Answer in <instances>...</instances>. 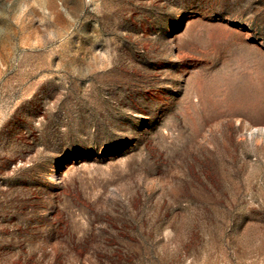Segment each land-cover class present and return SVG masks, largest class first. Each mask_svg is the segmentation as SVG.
Here are the masks:
<instances>
[{
	"label": "rangeland",
	"instance_id": "1",
	"mask_svg": "<svg viewBox=\"0 0 264 264\" xmlns=\"http://www.w3.org/2000/svg\"><path fill=\"white\" fill-rule=\"evenodd\" d=\"M0 264H264V0H0Z\"/></svg>",
	"mask_w": 264,
	"mask_h": 264
}]
</instances>
